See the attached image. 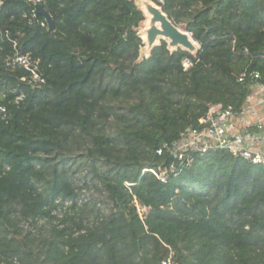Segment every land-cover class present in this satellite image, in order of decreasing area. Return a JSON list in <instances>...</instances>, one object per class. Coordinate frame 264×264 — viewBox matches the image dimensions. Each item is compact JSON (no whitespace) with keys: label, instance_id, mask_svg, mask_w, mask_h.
Segmentation results:
<instances>
[{"label":"trees","instance_id":"trees-1","mask_svg":"<svg viewBox=\"0 0 264 264\" xmlns=\"http://www.w3.org/2000/svg\"><path fill=\"white\" fill-rule=\"evenodd\" d=\"M150 1L194 55L161 42L139 61L133 0H41L53 33L32 1L0 0V264H264V166L215 151L165 183L143 173L208 104L244 103L241 72L264 78V0ZM74 160L106 210L78 204Z\"/></svg>","mask_w":264,"mask_h":264},{"label":"built area","instance_id":"built-area-1","mask_svg":"<svg viewBox=\"0 0 264 264\" xmlns=\"http://www.w3.org/2000/svg\"><path fill=\"white\" fill-rule=\"evenodd\" d=\"M29 1L35 6L41 5V0ZM8 65L26 70L30 74L27 84L32 89L44 84V80L37 73V63L30 55L16 54ZM248 77L252 79L253 85L240 107L208 104L206 113L197 120L196 125L185 128L175 140L162 144L156 151L158 156L166 154L172 158L169 165L156 170L145 169L143 173L150 172L160 182L165 183L170 176L189 169L196 158L215 151L226 152L252 165L264 166V78L257 71L249 73L244 70L238 76L237 82L244 84ZM21 98L22 96L17 100ZM0 112L5 118V110L0 108ZM161 264L171 262L167 260Z\"/></svg>","mask_w":264,"mask_h":264},{"label":"water","instance_id":"water-1","mask_svg":"<svg viewBox=\"0 0 264 264\" xmlns=\"http://www.w3.org/2000/svg\"><path fill=\"white\" fill-rule=\"evenodd\" d=\"M145 9L147 15L150 16V26L146 30V40L145 42L142 41L143 44H146L152 50L154 47L160 45L157 44L158 41H162L168 44V48L173 51H176L177 49L185 52L195 51L197 43L193 40L191 35L180 29L178 25L174 24L162 11L161 7L148 0ZM34 15L44 18L49 33L55 31V23L51 15L42 5L35 6ZM144 17H146V15H144ZM139 38L142 40L141 37ZM166 39H168V43L166 42Z\"/></svg>","mask_w":264,"mask_h":264},{"label":"rangeland","instance_id":"rangeland-1","mask_svg":"<svg viewBox=\"0 0 264 264\" xmlns=\"http://www.w3.org/2000/svg\"><path fill=\"white\" fill-rule=\"evenodd\" d=\"M133 1L137 5V7L141 11H143L142 12L143 15H146L147 14L146 9L143 10L140 7V5H144L145 8L148 0H133ZM149 26H150L149 20L147 21L146 17H144V21L137 28L138 36L141 37L142 33L146 34V30L149 28ZM178 27L183 31H185V29L180 25H178ZM161 42L162 41H158L157 44H161ZM166 46L168 48V44H166ZM198 48L199 47L197 45L194 52H187V53L194 55L197 52ZM169 51L173 52L172 49H169ZM150 52L151 49L146 44L142 43L139 49L138 60L141 61L142 59L148 58L150 56ZM186 65L187 64H185V67ZM69 173H70V178L73 180V185L75 186L76 192L78 194L77 202L79 205L88 204V207L94 206L96 208H101L102 210H106L108 208L105 195L101 192L100 186L93 179V173L91 172V168L89 167L88 164L83 163V161L77 162V160H74L73 164H71V169ZM136 207L138 213L140 214V217H142L143 213L145 212L144 208L138 205H136Z\"/></svg>","mask_w":264,"mask_h":264},{"label":"bare ground","instance_id":"bare-ground-1","mask_svg":"<svg viewBox=\"0 0 264 264\" xmlns=\"http://www.w3.org/2000/svg\"><path fill=\"white\" fill-rule=\"evenodd\" d=\"M140 7H141L143 10H145L144 5H140ZM149 18H150V16L146 14V20H147V21L149 20ZM141 38H142V41L145 42V40H146V34H145V33H142V34H141ZM158 39H160V38H158ZM166 42L168 43V39H166Z\"/></svg>","mask_w":264,"mask_h":264}]
</instances>
